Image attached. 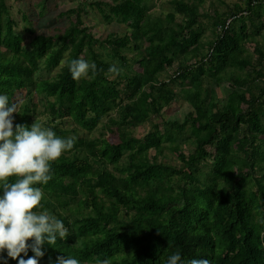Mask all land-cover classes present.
Listing matches in <instances>:
<instances>
[{"label":"trees","instance_id":"16d2710c","mask_svg":"<svg viewBox=\"0 0 264 264\" xmlns=\"http://www.w3.org/2000/svg\"><path fill=\"white\" fill-rule=\"evenodd\" d=\"M74 1L61 17L76 20L48 34L27 28V46L0 0V95L18 104L14 129L37 119L75 139L51 162L52 179L36 185L41 210L68 230L44 244L39 264L62 255L80 264H166L177 250L185 261L264 264V0H236L226 10L171 0L173 11L161 14L151 0ZM87 6L127 30L96 34L82 18ZM80 58L104 71L74 81L68 65ZM113 63L123 71L108 79ZM42 65L60 72L36 80ZM9 80L19 87L8 88ZM222 83L231 92L216 101ZM177 101L188 106L183 119H164ZM145 122L157 129L138 139ZM204 162L235 171L228 187L201 184ZM0 257L18 264L6 250Z\"/></svg>","mask_w":264,"mask_h":264},{"label":"clouds","instance_id":"9594fccd","mask_svg":"<svg viewBox=\"0 0 264 264\" xmlns=\"http://www.w3.org/2000/svg\"><path fill=\"white\" fill-rule=\"evenodd\" d=\"M72 79H95L98 71L94 62L83 58L69 62ZM123 69L113 63L104 73L108 79H114ZM18 113V104L9 105L8 97L0 95V254L5 250L10 259L18 264H39V258L45 243L54 245L59 237L64 240L68 230L62 220L48 210H41L43 190L36 185L47 184L52 179L51 162L57 161L65 151L73 149L75 139L61 138L49 129L33 123L16 124L14 114ZM14 178V182H10ZM33 241L29 244V241ZM34 256L23 259L28 250ZM167 251V250H166ZM2 258V257H0ZM6 264V261H5ZM57 264H80L71 255L57 257ZM101 264H110L104 259ZM166 264H210L207 259L183 260L179 250L170 255Z\"/></svg>","mask_w":264,"mask_h":264},{"label":"rangeland","instance_id":"374dc122","mask_svg":"<svg viewBox=\"0 0 264 264\" xmlns=\"http://www.w3.org/2000/svg\"><path fill=\"white\" fill-rule=\"evenodd\" d=\"M115 3H120L123 0H111ZM236 0H208L206 7L212 5L215 10H226L227 6L232 5ZM10 8V15L18 23V32L27 38L26 45L29 46L30 38L27 32V28L33 27L38 33H51L54 32L55 28H66L70 24V19H77L74 13L71 14L70 18L68 16L61 17V13L65 12L71 8L77 7L78 2L74 0H7ZM152 11L156 14L168 13L173 11L171 0H151ZM204 12V11H203ZM83 20L94 27L96 34L100 36H106L111 32H116L123 35L127 28L124 24L112 23L108 25L105 23L103 17L95 9L86 7L82 13ZM68 52L64 55L66 58ZM65 64V59L62 61V66ZM136 69L143 68L142 65H136ZM141 70V69H140ZM60 72V68H55L49 70L42 65L40 72L36 74V80L41 79H52L55 78ZM19 82L16 80H9L7 87L10 89H17L19 87ZM231 90L226 83H222L218 88L215 96V100H221L230 94ZM5 95V94H4ZM8 102L11 105V100L8 95ZM188 111V106L183 101L174 102L169 110L164 113V119H183L184 115ZM157 125L151 122H145L138 125L134 135L140 139L149 130L155 131ZM98 136L99 133L96 132ZM170 162L176 164V157L172 156ZM234 170L226 171L220 167L214 169L213 166L207 164L206 162L201 163L199 166L198 177L201 184L209 186L211 189L218 191L224 187H228L225 182L234 179ZM198 200L207 205L204 199L198 198Z\"/></svg>","mask_w":264,"mask_h":264}]
</instances>
